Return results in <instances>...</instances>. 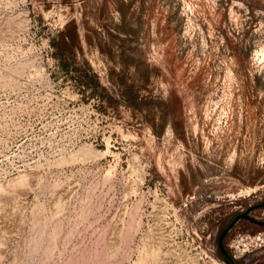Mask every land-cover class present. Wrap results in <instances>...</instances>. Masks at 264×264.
<instances>
[{
	"label": "rangeland",
	"instance_id": "1",
	"mask_svg": "<svg viewBox=\"0 0 264 264\" xmlns=\"http://www.w3.org/2000/svg\"><path fill=\"white\" fill-rule=\"evenodd\" d=\"M263 203L264 0H0V264H231Z\"/></svg>",
	"mask_w": 264,
	"mask_h": 264
},
{
	"label": "flooded vegetation",
	"instance_id": "2",
	"mask_svg": "<svg viewBox=\"0 0 264 264\" xmlns=\"http://www.w3.org/2000/svg\"><path fill=\"white\" fill-rule=\"evenodd\" d=\"M264 207V203L263 204H259V205H256V206H252V207H250L249 209H247L244 213H246L247 215H248V217H243V218H241V219H239L235 224H234V226L228 231V233H226V235L224 236V238H223V246H224V240H225V238L227 237V235L233 230V228L241 221V220H247L248 222H250V223H252V224H254L255 226H257V227H260V228H263L264 229V220H260V219H258L256 216H254V212H256V211H258L259 209H261V208H263ZM244 213H241V214H244ZM240 215V214H239ZM238 216V215H237ZM236 216V217H237ZM235 217V218H236ZM234 218V219H235ZM233 219V220H234ZM233 220L230 222V224L233 222ZM229 224V225H230ZM228 225V226H229ZM227 226V227H228ZM226 227V228H227ZM225 228V229H226ZM224 229V230H225ZM223 230V231H224ZM222 234V233H221ZM254 240H256V246H258L259 245V247H261V250L260 251H258V252H256V246L255 245H252V247H254V248H252V249H250L249 251L252 253V254H250L249 255V258L245 261V262H242V261H237L236 260V255H231V254H229V252L225 249V247H224V249L226 250V252H227V255H225L223 252H222V250H221V248H220V245H219V248H220V250H221V252L223 253V255L228 259V261L231 263V264H264V248H262V247H264V232H260L259 233V235H257V236H255V239ZM254 240H253V242H254ZM259 241H260V243H259ZM218 244H219V240H218Z\"/></svg>",
	"mask_w": 264,
	"mask_h": 264
},
{
	"label": "water",
	"instance_id": "3",
	"mask_svg": "<svg viewBox=\"0 0 264 264\" xmlns=\"http://www.w3.org/2000/svg\"><path fill=\"white\" fill-rule=\"evenodd\" d=\"M243 217H248V215L246 213L244 214H240L238 215L234 220L233 222L222 232V234L220 235L219 237V245H220V248L222 250V252L227 255V252L226 250L224 249V246H223V238L224 236L226 235V233H228V231L234 226V224L241 218Z\"/></svg>",
	"mask_w": 264,
	"mask_h": 264
},
{
	"label": "trees",
	"instance_id": "4",
	"mask_svg": "<svg viewBox=\"0 0 264 264\" xmlns=\"http://www.w3.org/2000/svg\"><path fill=\"white\" fill-rule=\"evenodd\" d=\"M54 45L57 47L56 43H54ZM65 54H66L65 49H61L58 47V53L56 54V56L62 58V56H64ZM85 77H87V75ZM82 83L83 85H86L87 88H90L89 84L85 82L84 80H82Z\"/></svg>",
	"mask_w": 264,
	"mask_h": 264
}]
</instances>
